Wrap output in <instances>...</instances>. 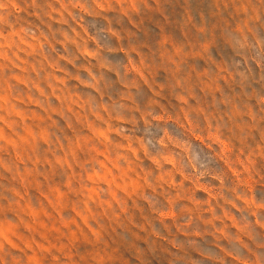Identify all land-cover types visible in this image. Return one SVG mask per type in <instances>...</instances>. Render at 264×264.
I'll use <instances>...</instances> for the list:
<instances>
[{
	"label": "rangeland",
	"instance_id": "rangeland-1",
	"mask_svg": "<svg viewBox=\"0 0 264 264\" xmlns=\"http://www.w3.org/2000/svg\"><path fill=\"white\" fill-rule=\"evenodd\" d=\"M0 264H264V0H0Z\"/></svg>",
	"mask_w": 264,
	"mask_h": 264
}]
</instances>
